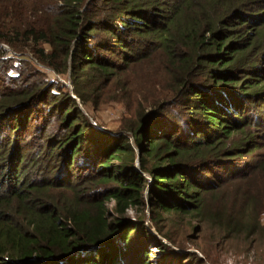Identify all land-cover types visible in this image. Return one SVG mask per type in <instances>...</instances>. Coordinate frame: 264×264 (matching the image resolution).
<instances>
[{
	"label": "trees",
	"instance_id": "1",
	"mask_svg": "<svg viewBox=\"0 0 264 264\" xmlns=\"http://www.w3.org/2000/svg\"><path fill=\"white\" fill-rule=\"evenodd\" d=\"M215 250L264 252V0H0V264Z\"/></svg>",
	"mask_w": 264,
	"mask_h": 264
},
{
	"label": "rangeland",
	"instance_id": "2",
	"mask_svg": "<svg viewBox=\"0 0 264 264\" xmlns=\"http://www.w3.org/2000/svg\"><path fill=\"white\" fill-rule=\"evenodd\" d=\"M113 105L114 106H111V107H105V108L102 107L103 109L101 108L96 111L90 109V111H91V114L94 115L97 122L101 124L104 128L116 130L121 125L122 114L124 113L125 109L123 108L122 105L115 104V103ZM109 207L110 208L114 207L113 201L109 202ZM128 213L130 214V216H133V217L138 215L133 209H130ZM146 217L149 218V212L146 213ZM173 222L174 220H172L171 225L173 228H175V232L179 234L183 233L182 229L178 226V224H180L181 222V224L183 225V223H186V221L183 220V221L175 222V224H173ZM185 236H188V240H189L191 238V231H188ZM188 240H186L185 242L186 246H189L188 250L196 251L200 253L199 250L194 248L195 246L193 245V243ZM164 241L166 242V240ZM151 250L153 252L151 254L152 256L151 258H153V260H154V257L161 254V251L156 247H152ZM237 252H239V250H232V251L215 250L213 252L215 263L210 262L208 264H211V263L212 264H264V252L260 253V252H256L253 250L246 251L241 254H238Z\"/></svg>",
	"mask_w": 264,
	"mask_h": 264
}]
</instances>
